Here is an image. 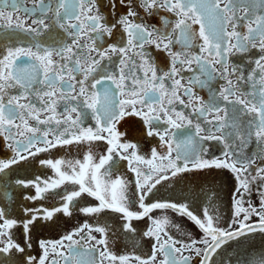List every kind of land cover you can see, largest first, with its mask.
<instances>
[{
	"label": "snow or ice",
	"instance_id": "snow-or-ice-1",
	"mask_svg": "<svg viewBox=\"0 0 264 264\" xmlns=\"http://www.w3.org/2000/svg\"><path fill=\"white\" fill-rule=\"evenodd\" d=\"M24 3L0 0V28L10 30L17 39L31 37L30 46H5L0 54V137L14 153L10 159H0V173L28 159L25 152L34 156L73 144L87 145L88 150L83 160L41 161L57 176L43 181V187L36 181L16 180L18 185L35 187L36 195L26 197L29 200L44 199V193L66 183L76 187L59 194L64 201L60 207L23 209L27 220L19 221L22 242L12 235L18 220L0 207V256L5 257L0 264H60L61 260L63 264H191L193 257L185 253L201 257L199 264H215L213 257L230 241L264 234V191H259V207L251 203L253 189H264V0H109L108 15L101 12L98 0H32L31 8ZM117 4L126 11L112 19ZM153 16L159 17L161 27L149 23ZM56 28L72 37L71 42L53 39L50 30ZM46 32L50 40L40 41ZM117 34L120 43L98 46V41ZM146 45L165 54L167 71L158 74ZM234 55L240 59L233 61ZM113 56L119 57V67L106 73L101 62H112ZM185 72L192 74L186 82ZM218 80L223 84L214 89L213 82ZM197 88L209 90L207 101ZM181 92L188 97L187 104ZM176 103L190 105L198 122L193 124L192 118L177 111ZM88 115L95 120L94 127L84 125ZM128 117L141 118L146 135L158 136L166 152L152 149L145 158L136 143L122 142L126 134L118 125ZM200 117L205 118L207 135H201L206 129ZM40 125L46 127L42 130ZM190 126L195 133L181 132L185 138L178 141L177 131ZM41 139L45 147L32 152ZM95 141L108 145L99 158L92 151ZM205 141L222 145L221 155L208 156ZM116 159L128 161L135 174L134 195L142 211L133 210L137 201L130 199L129 182L121 176L113 178ZM212 169L234 174L235 219L227 228L217 223L219 217L214 214L212 197L218 199V191L209 194L210 204L201 214L187 203H145L162 181ZM84 195L98 204L79 211L118 213L128 234L137 232L133 221L149 217L152 226L143 235L154 240L151 253L146 258L117 254L107 226L85 224L60 240L40 241L41 254L32 255L28 233L40 213L47 221L57 213L71 216L74 201ZM158 209L187 217L202 237L184 233L186 240L175 239L169 235L167 216H150ZM253 216L257 222H250ZM158 254L163 258L158 259ZM252 264H264V253Z\"/></svg>",
	"mask_w": 264,
	"mask_h": 264
},
{
	"label": "flooded vegetation",
	"instance_id": "flooded-vegetation-1",
	"mask_svg": "<svg viewBox=\"0 0 264 264\" xmlns=\"http://www.w3.org/2000/svg\"><path fill=\"white\" fill-rule=\"evenodd\" d=\"M47 2V0H46ZM98 3L101 4V12L105 15L109 14V7L108 3L109 0H98ZM24 7L31 8L32 0H25L23 5ZM126 11L125 8L121 7L117 4V8L115 11L111 13V18L115 19L118 15L123 14ZM18 15L24 16L23 12L18 13ZM35 19V16L32 17ZM149 23L161 27L159 17L153 16L148 18ZM29 23L31 21L29 20ZM198 28V26H194ZM51 35L53 39L61 40L63 39L64 42L70 43L72 37L67 36L63 33L62 29L56 28L52 29ZM40 41H49V33H45L43 36L38 38ZM31 37L25 36L23 39H17L15 36L10 35V30L0 28V54L3 53L5 46H30ZM84 42V41H82ZM98 46L107 47L109 44L112 43H120L119 36L114 35L113 37H105L103 41H98ZM59 46V45H57ZM150 55L153 57L155 64L157 65L158 74H161L163 71H167L169 64L168 60L163 52L155 50L154 48H150L149 46H145ZM180 45H176V50H179ZM196 50V49H193ZM95 55V53H93ZM233 61H238L240 57L238 55H234L232 57ZM251 59V57H248ZM139 60V58H137ZM101 66L105 68L106 73H114L117 71L119 67V57L113 56L112 62L107 60L101 62ZM195 67V66H194ZM137 75H140V71L136 70ZM191 73L185 72V82ZM106 84H110V82H106ZM223 81L218 80L213 82V88L216 89L219 85H222ZM197 92L200 96L204 97L205 101L209 99L210 93L207 88L199 89L197 88ZM181 97L185 100V103H188V97L183 96L181 92ZM40 106L39 104L37 105ZM63 106H61L62 108ZM177 111H183L186 116H189L193 119V124L197 123L196 114L193 113L192 107H184V105H180L176 103L174 105ZM85 112H90V110L83 109ZM43 118V117H42ZM211 119V117H208ZM205 120L204 117H200L201 126L205 127L206 131L201 133V135H207V125L203 122ZM85 126H95V120L88 115L87 118L84 119ZM41 129L43 130L46 126L40 125ZM120 131L124 132L126 135L122 138L123 141H129L136 143L139 148V152L141 155L145 156V158H149L151 156V150L156 149L161 154L166 152L165 147L162 145L158 136L149 137L146 135V125L139 117H128L124 121L120 122L118 125ZM162 131V127L160 129ZM172 131H177L173 129ZM181 132H186L189 135H193L195 133V129L193 127L183 128L177 131V140L184 139L185 137L181 136ZM52 139L50 135L48 137ZM17 139H20L17 137ZM7 141L0 137V159H10L14 153L11 149L5 147ZM204 144L208 147V156H220L221 155V148L222 145L217 144L215 141H205ZM81 146L88 150L87 145H69L64 147H57L52 148L47 152H39L34 156H29L27 152L24 155L28 156V159L20 161L18 164L12 166L11 169L6 170V173H0V207H4L6 212L14 219L18 220V226L12 229L13 239L16 242H22L24 240L23 235V228L22 225L19 223L21 219L27 220V216L23 212L24 208H42V209H49L51 210L54 207H60L64 202H57V204H45L43 201L44 199H36V200H29L26 197L35 196L36 190L35 187L29 186L24 187L21 185L16 184V180L23 179L25 181H30L28 172L29 171H44V170H53L52 168L47 167L46 165L42 164L41 161L43 160H58L64 159L67 161V156L72 157V160L75 156V152L77 147ZM45 147L43 140L41 139L38 141L31 149L32 152H35L36 148ZM108 145L105 141H95L93 142L92 151L94 155L99 158L107 153ZM131 151V150H130ZM175 155V153H173ZM257 163H260L257 160ZM115 168L113 171V178L116 176L124 177L129 182V195L130 199L133 201H137V197L134 195L136 190L135 185V174L131 171L128 161L126 160H115ZM133 166L135 162H133ZM107 167V166H106ZM142 168L144 166H141ZM28 175V176H27ZM170 175V173H169ZM32 181H36L37 183L41 184L43 187V181L45 179H33ZM201 181H205L204 189L211 190L212 185L216 188V191L219 193V198L217 199V215L221 217H227L231 221L235 219L233 215V209L231 206V193L234 191L235 188V179L234 174H232L228 170H205L204 172H190V173H183L177 177H172L169 180H164L160 184L153 189L152 194L148 195L145 203H152V202H159L158 200H154L153 196L158 193L163 187L166 186L170 189L177 187L180 185L183 188V197L188 200H197L200 203L203 202V199H197L194 195L193 186L196 183ZM207 181H214L213 184H208ZM76 187V186H75ZM59 188L49 191V192H56ZM25 191L27 195H24ZM67 191V190H66ZM69 191V190H68ZM67 191V192H68ZM259 191H264V189H253V194L251 196V203L259 207V201L261 199L259 195ZM207 203V202H206ZM98 201H96L93 197H88L84 195L79 198L78 201H74V207L72 212V217H65L64 221L62 218L57 216L60 213L56 214V217L52 221H47L42 218L43 213H40L41 218L37 219L33 225L30 226V232L28 236L30 237V243L32 245L31 249H28L32 253V255L39 256L41 254V250L39 248L40 241H56L62 239L65 235L71 234L75 232L78 228H82L85 224H89L94 226V218L95 216H99V214L104 215H111L114 217H121L120 214L111 212L109 210H105L102 213L97 215H86L85 213L79 211L82 207L87 206H94L97 205ZM133 210H137L139 208L138 201L133 205ZM247 207V204H245ZM137 211H142L138 209ZM197 213V212H196ZM198 214V213H197ZM89 218L85 221L78 222V218ZM60 218V219H59ZM187 218V217H186ZM258 217L253 216L250 222H257ZM98 226V225H97ZM151 222L148 226L142 227L141 232L137 231L134 234H128L123 228H108L110 233V245L114 252L117 254H135L141 255L142 257H147L152 250V244L154 240L150 237L144 236L143 233L151 227ZM224 227V225H221ZM232 227H236V225H232ZM197 231V239L202 237L203 233L197 228L193 227ZM227 228V227H226ZM182 233H176V228L168 227L169 235H172L175 239L178 240H186V236L184 233H189V228L182 227ZM87 231V229H85ZM84 233H81L83 235ZM99 238L98 233H93ZM142 236V237H141ZM79 239V237H74ZM134 240L136 242V246H134ZM83 243V242H82ZM179 246V245H178ZM86 247H90V245H86ZM261 253H264V234L261 233H254L249 234L246 237H240L238 240L230 241L228 244L224 245L216 255L213 257V261L215 264H252V261L259 257ZM19 255L18 253L16 254ZM185 255L192 256L191 264H199L201 257H196L194 253H185ZM158 259H162V255L158 254ZM4 256H0V260H4ZM15 259V257H13ZM51 259V257H50ZM60 264H63V261H60Z\"/></svg>",
	"mask_w": 264,
	"mask_h": 264
},
{
	"label": "rangeland",
	"instance_id": "rangeland-1",
	"mask_svg": "<svg viewBox=\"0 0 264 264\" xmlns=\"http://www.w3.org/2000/svg\"><path fill=\"white\" fill-rule=\"evenodd\" d=\"M75 152V156L73 158V160H83V156L86 153V149L84 147L78 146ZM67 160H72V157L67 156L66 157ZM29 175V180L32 181L33 179H45L48 181L57 179L56 173L53 170H44V171H29L28 172ZM27 175V176H28ZM205 181H201L199 183H196L193 186V191H194V195L197 199H203V202L200 203L197 200H188L186 198L183 197V188L178 185L175 188H168L166 186L161 187L162 189L156 193L153 196L154 200H158L159 202H176V203H187L190 207V209H194L195 212H197L198 214L202 213V209L204 207H208L210 204L209 201V194L212 191H216V187L214 185H212L211 190H205L204 189V184ZM208 184H213L214 181H207ZM206 184V183H205ZM75 186L71 185L70 183H66L63 186H61L58 191L56 192H47L44 193V203L45 204H57V202H64L61 198V193H67V191H71L74 190ZM67 190V191H66ZM24 195H27V192L25 191ZM212 201H214L215 203V215H217V198L216 197H212ZM207 202V203H206ZM137 203V202H136ZM135 203V204H136ZM134 207V206H133ZM139 209V208H138ZM137 209V210H138ZM136 210V211H137ZM210 213L213 212V209L210 207ZM57 216H59L60 218L65 219V217H72V216H67L63 213L58 214ZM151 217H155V218H160L163 216H167L168 219L171 221V224L169 225V227H174L173 225H179V229L176 228V233H182V227H186L189 228V233L192 234L193 237L197 238L198 234L197 231L193 228L196 227L194 225V223L189 220L188 218H186L185 216H181L178 213L168 209V210H155L153 213L150 214ZM219 219L217 221V223L221 226L224 225V227H228L230 220L227 217H221L219 216ZM59 218V219H60ZM89 218H82L79 217L78 218V222H82L85 221ZM151 222V219L149 217H145L142 220L139 221H133L134 226L137 228V231L141 232V228L142 227H147L148 224ZM125 223L124 219L122 217H114L111 215H104V214H99V216H95L94 218V226H107L108 228H122V225ZM142 237V236H141Z\"/></svg>",
	"mask_w": 264,
	"mask_h": 264
}]
</instances>
